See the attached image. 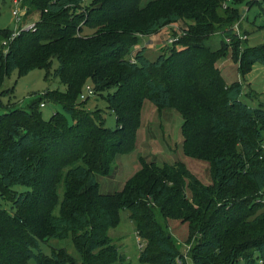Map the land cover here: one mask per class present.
I'll return each instance as SVG.
<instances>
[{"label":"trees","instance_id":"trees-1","mask_svg":"<svg viewBox=\"0 0 264 264\" xmlns=\"http://www.w3.org/2000/svg\"><path fill=\"white\" fill-rule=\"evenodd\" d=\"M142 2L23 0L40 15L34 27L15 37L0 29V86L15 70L22 77L35 69L65 86L35 95L27 108L0 109V264H78L64 249L42 248L68 237L82 264H122L108 235L122 209L146 242L144 264H264V108L249 106L243 80L227 83L216 64L238 41L231 28L239 0ZM175 23L184 36L151 58L144 37ZM225 29L232 43L205 45ZM245 58L244 78L264 64V44L246 47ZM88 83L115 115L114 129L100 108H86L90 98L80 100ZM43 100L63 112L43 119ZM146 100L179 112L183 152L210 164L211 184L183 162L141 159L121 190L101 192L97 177H111L117 158L136 149ZM159 216L198 237L189 259Z\"/></svg>","mask_w":264,"mask_h":264},{"label":"rangeland","instance_id":"rangeland-1","mask_svg":"<svg viewBox=\"0 0 264 264\" xmlns=\"http://www.w3.org/2000/svg\"><path fill=\"white\" fill-rule=\"evenodd\" d=\"M151 1L153 0H143L142 6ZM231 1L228 2L232 3ZM90 2L91 0H84L85 5H88ZM27 6L25 4L22 6L21 4L20 8L24 12L23 9L26 8L27 10ZM14 7L15 0H0V28L9 24L10 28L8 29L13 28L12 31L15 32L18 26L12 14ZM237 7L241 16L239 21L233 25L231 31L238 35V41L234 45L229 46L226 53L227 56L218 60L216 64L223 73L227 83L243 80L244 91L242 96L249 106L258 107L261 105L264 108V64L255 63L245 78L241 74V70L246 69L251 64L245 58L246 47H257L264 44V16L262 12L264 0H239ZM39 17L38 12L29 8L24 15L25 23L23 25L34 23L39 20ZM179 25L182 24L180 23ZM226 30L228 29L224 31L219 30L210 40L206 41L205 45L214 50L220 49L221 40L225 39ZM169 32L170 30L164 28L160 32L148 37L145 36L142 45H140L143 47L147 46V44H153L154 46L149 48V55L151 58L155 57L167 46L166 40ZM2 44L3 46H7L6 42ZM140 45L137 49L140 48ZM5 48L7 47H4V51L6 50ZM177 49L180 50L182 47L177 46ZM57 89L64 91L65 86L55 77L46 80L43 69L32 70L22 77L15 70L0 86V105H5V107H0V109L7 110L16 106L27 108L36 98L35 95L39 96L47 90ZM43 102H46V105L40 108L43 119L49 120L57 111L63 112L61 106L45 100ZM86 108H100L106 117V126L111 129L116 127L115 115L107 107V103L102 97H91ZM182 123V116L175 109L167 108L159 111L155 105L146 100L142 109L141 126L138 131L136 149L130 154L120 155L117 158L115 164L116 172L111 177H97L101 192L108 193L121 190L125 182L140 168L141 159H145L147 162H155L158 165L183 162L205 185L211 184L210 164L203 160L188 157L183 152ZM225 137H227L224 138L227 146H232L234 149L233 136L226 135ZM18 189H22V187H18ZM2 206L9 210L10 202L3 201ZM129 215L130 212L128 210H120L119 223L116 227L109 229L108 235L117 244L119 252L124 258L122 264H144L140 262L139 255L141 250L145 248L146 242L139 239L136 226ZM158 222L165 225L166 230L171 234L184 257L189 259L190 250H192L198 237L189 234L188 224L172 219H168L165 222L162 216L158 217ZM45 242L42 245L44 252L49 253L50 247L64 249L69 255L74 257L78 264H82L81 257L75 249L72 237L65 239L51 238ZM114 264H118V262Z\"/></svg>","mask_w":264,"mask_h":264},{"label":"built area","instance_id":"built-area-1","mask_svg":"<svg viewBox=\"0 0 264 264\" xmlns=\"http://www.w3.org/2000/svg\"><path fill=\"white\" fill-rule=\"evenodd\" d=\"M226 1L228 2L231 0H226ZM22 2H23V0H15V7L12 11V14H13L14 19L16 20V23L18 26L17 29L15 30V32L13 33V37L17 36L20 33L21 29H31L34 27V24H35V23H29V24L20 26L21 22L23 21L24 15L27 11L25 8V9H23L24 10V12H23L22 8H20ZM166 28L168 30H170L168 38L166 40L167 45H174L185 34L183 27L177 23L172 24L170 26H167ZM225 41L228 44H230L232 42V39H231V37H226ZM95 95H96V92H95L93 86L88 83L84 86V89L80 94V100L85 101L91 97H94ZM42 106H44V104H42Z\"/></svg>","mask_w":264,"mask_h":264},{"label":"crops","instance_id":"crops-1","mask_svg":"<svg viewBox=\"0 0 264 264\" xmlns=\"http://www.w3.org/2000/svg\"><path fill=\"white\" fill-rule=\"evenodd\" d=\"M23 23H25V21L23 22ZM9 25V24H8ZM8 25H6V26H3L2 28H0V29H4V28H10ZM11 29H13V28H11ZM147 40H148V38H146ZM152 40V39H151ZM151 40H149V41H151ZM153 41V40H152ZM152 46H154L153 44H147V48H148V51H149V48L150 47H152ZM138 170V169H137Z\"/></svg>","mask_w":264,"mask_h":264}]
</instances>
